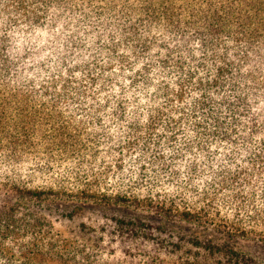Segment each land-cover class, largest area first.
<instances>
[{"label":"trees","instance_id":"obj_1","mask_svg":"<svg viewBox=\"0 0 264 264\" xmlns=\"http://www.w3.org/2000/svg\"><path fill=\"white\" fill-rule=\"evenodd\" d=\"M218 197L251 219L221 217V242L140 217L52 231L103 203L218 225L198 215ZM263 216L264 0H0V264H253L228 236L263 242Z\"/></svg>","mask_w":264,"mask_h":264},{"label":"rangeland","instance_id":"obj_2","mask_svg":"<svg viewBox=\"0 0 264 264\" xmlns=\"http://www.w3.org/2000/svg\"><path fill=\"white\" fill-rule=\"evenodd\" d=\"M109 146H111L110 143H107L106 145H103V149H100V152L102 154H97L100 159H102L105 155H107V158H112L113 155L117 153V150L112 152H107L109 149ZM107 159V160H108ZM20 172L24 176L28 174L31 170L27 167V165L21 166L19 168ZM162 176L163 175H157L153 180L158 181L159 184L162 183ZM48 177V173L42 172V174H37L34 179L37 180H43L44 178ZM184 174L179 175H172L173 180H168L166 178V186L171 181H174L175 183L172 184V187L170 188V191L174 193L177 198L181 195L183 192L182 189L178 186V184L183 185L187 183V180H183ZM161 180V181H160ZM212 182H210L209 185H206L208 188H211ZM149 183L145 182L143 185V188L148 186ZM152 185V184H151ZM154 186V185H152ZM156 188V187H154ZM145 191V190H143ZM156 192V191H154ZM194 200L197 201L196 209L199 210L201 206H207V203L204 202L202 199H199V196L197 194H194ZM219 201L221 202V197H218V200L216 199V204H219L222 208V212L220 215L216 212V210H207L206 212H199V216H208L209 218H214L215 222L218 224L220 222V218L224 215L229 218L230 221L232 220H244L248 221L250 218L249 216H234V214L230 213V210L226 207L222 206ZM173 206L178 207L180 211H184L186 207V204L184 202H179L177 200ZM166 206H171L170 202L165 204ZM157 207L153 206H140V205H126V204H99L94 205L90 207H85L84 209L76 212L71 219L64 218L63 216L54 215L53 217V223H54V229L52 230L54 233H57L59 235H63L64 237H67L69 240H76L77 243L81 242L83 238L86 239L94 236H99L101 234L108 235L112 232V230L115 228L114 225H112L110 218L112 216L116 217H124V218H130V217H140L149 221H152L155 224H160L163 227H165L167 230L175 233L178 230L181 232H185L186 234L191 233H197L200 236H212L215 241L221 242L223 238L226 236L224 235V232L222 230L226 231L227 228H224L223 226L213 225L210 226V224H206L202 221H190L188 219L193 218H186L180 213L176 212H167L165 210H161ZM196 209L193 210L196 212ZM176 210V209H175ZM227 213V214H226ZM262 217V216H261ZM264 217V216H263ZM205 218V217H203ZM264 219V218H263ZM251 220V219H250ZM82 224H85V226H82ZM105 227L104 230L102 228ZM91 232V233H90ZM105 232V233H104ZM157 234V233H156ZM232 242V244L241 252L247 255V257H250L253 261V264H264V241L258 240L256 237L254 238L253 235L245 236L240 232H234L232 231V234L228 236ZM97 239V238H96ZM150 247L157 248V246H153L150 243ZM125 246L134 247V244L130 245H123L120 242H112V248L114 247L118 254H120ZM136 250V249H135ZM167 262L172 263V259H167Z\"/></svg>","mask_w":264,"mask_h":264}]
</instances>
